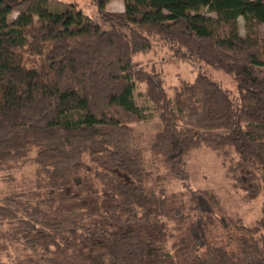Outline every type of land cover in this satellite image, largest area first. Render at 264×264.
I'll return each instance as SVG.
<instances>
[{
    "label": "trees",
    "instance_id": "obj_1",
    "mask_svg": "<svg viewBox=\"0 0 264 264\" xmlns=\"http://www.w3.org/2000/svg\"><path fill=\"white\" fill-rule=\"evenodd\" d=\"M113 1L93 0L98 22L55 0H0V167L36 166L0 200V264L11 243L17 264H264V0ZM156 41L229 75L236 94L199 71L170 97L136 60ZM139 85L162 124L151 150L180 193L149 187L133 146V125L151 120ZM201 147L245 199L262 198L254 227L190 187L186 159ZM161 217L181 231L172 253Z\"/></svg>",
    "mask_w": 264,
    "mask_h": 264
},
{
    "label": "rangeland",
    "instance_id": "obj_2",
    "mask_svg": "<svg viewBox=\"0 0 264 264\" xmlns=\"http://www.w3.org/2000/svg\"><path fill=\"white\" fill-rule=\"evenodd\" d=\"M68 5H74L85 15L95 19L97 11L93 0H55ZM111 12H123L124 3L122 0H115L109 6ZM16 15L10 19H14ZM251 24L245 19L238 21V32L245 36ZM260 39L264 40V25L256 28ZM153 50L148 55L137 56L136 60L148 71L160 74L163 78L166 88L169 90L170 97L174 96V87L180 86L182 82H193L202 71L211 76L214 80L220 82L224 88L236 94V85L231 77L222 71L212 67L194 68L189 63L175 59L173 53L163 43L156 41ZM143 86V85H142ZM139 85L135 101L141 108L147 109L146 115L151 117L150 121L133 125L135 134L133 136V146L140 153L146 171L149 174V187L156 190L164 189L168 195L180 193L184 190V185L171 178L167 169L151 150L154 136L162 128L159 113L148 103L144 96V86ZM186 170L190 176L189 185L194 190L211 191L226 206L228 214L235 219H239L245 226L254 227L262 216L263 200L261 197L250 201L245 199V192L237 188L234 183L226 177L223 167V160L208 148L201 147L193 151L186 159ZM36 166L29 165L16 169H5L0 167V200L10 195L12 192L20 191L27 186H31L35 178ZM158 222L165 223L167 234V243L164 247L172 253V245L175 238L181 231L177 229L174 222L166 218H159ZM6 226H1L0 230L5 231ZM25 258L22 248L17 244H10L8 252L3 255L4 264H17Z\"/></svg>",
    "mask_w": 264,
    "mask_h": 264
}]
</instances>
